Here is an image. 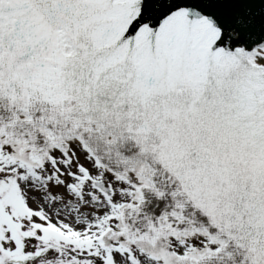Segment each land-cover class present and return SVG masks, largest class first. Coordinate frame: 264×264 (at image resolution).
I'll use <instances>...</instances> for the list:
<instances>
[{"label": "snow or ice", "instance_id": "1", "mask_svg": "<svg viewBox=\"0 0 264 264\" xmlns=\"http://www.w3.org/2000/svg\"><path fill=\"white\" fill-rule=\"evenodd\" d=\"M0 264H264V0H0Z\"/></svg>", "mask_w": 264, "mask_h": 264}]
</instances>
